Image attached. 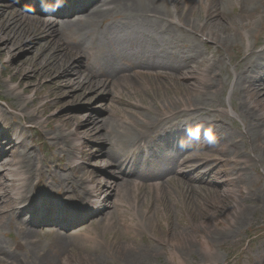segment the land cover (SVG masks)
<instances>
[{
  "label": "rangeland",
  "instance_id": "1",
  "mask_svg": "<svg viewBox=\"0 0 264 264\" xmlns=\"http://www.w3.org/2000/svg\"><path fill=\"white\" fill-rule=\"evenodd\" d=\"M183 5L184 2L182 0L180 7L183 8ZM25 6L23 0H16L15 2L13 0H0V20L6 21L13 19L16 15H24L25 19L40 18L38 17L40 15L25 11ZM224 9L230 15L238 17L237 11L231 5L227 6L226 4ZM142 24L143 26H140L123 10L119 13H112L105 21L99 23L98 28L108 36L109 40L107 39V42L109 44L102 52L98 48L91 52L90 66L97 68L101 65L107 64L108 66L109 64V67L112 68L117 59L123 61V63L135 59L137 61L141 60L142 56L140 52L149 46V39L153 34H157L150 24H146L145 22ZM92 31L90 29L89 32L83 35V38L91 42L90 34ZM223 37L224 39L228 38V42H230L232 39L230 30ZM64 38L66 42V37ZM3 40V37L0 35V69H3V71H0V96L7 100H14L20 104L21 99L17 95L21 93V90L13 91L10 85L15 87V84H19L20 81L27 86L33 82L38 84V86H30V89H27L22 99H27L28 97L38 98L35 107L31 111L37 110L40 112V120L37 121L38 123L30 125L35 127L36 130L33 137L35 141V152L43 168L44 166H50V163L52 164V172L44 175L42 178L48 183L49 188L45 186H42V188L49 189L54 195L62 196V193H55L57 188L55 187L56 180L73 179L80 174H87L85 178L90 180L93 176L100 175L101 191L109 199H103L104 195L100 196L108 206L112 207L108 217L101 219V216H99L101 224H98L96 221L90 229L74 232L75 237L72 238L73 243L71 244L69 242L67 244L70 246L65 249L64 254H60L52 246L54 244L52 242L54 236L47 232H42L39 235L41 246L47 248L50 255L58 260L56 261L57 264H93L90 258L96 251L95 246H100V243L106 248L108 254H111L105 264H127L123 260L121 253L141 247L146 250L155 247L157 250L155 254H152L153 257L148 259L145 264H174L168 261V258H170L168 251L169 249H174L183 253V255H187L181 251L183 244L182 246L178 245L186 237L195 246L193 255H187L189 256L188 260L190 262L204 264L207 261L206 259L212 254L225 256V254L228 255L229 251L236 250L240 252L239 256H236L234 259L232 258L233 260L230 264H264V228L255 229L257 225H264V206L259 205L252 198L249 201L248 195H242V198L235 200L230 195L227 196L219 194L218 192L215 194L209 190L208 185L199 181L193 182L190 180V177L185 179L186 175L184 174L176 175L175 170V174L169 177V180H171L166 181L163 179V184L158 187H141L136 185L134 189L135 186L131 185L126 190H120L121 201H119L116 193L113 192L114 189L109 192L110 186L108 183L111 185L112 181L110 178L108 180L104 176L109 173L111 174V172H116V170L113 169L110 171L109 168H102L105 162L104 155H101V153L107 149V146L96 142L92 138L93 131L91 128L99 124V118H111L112 124L118 128L123 124V117L119 116L123 113L125 114V118H132L134 122H142V119L135 118L133 115L136 112L142 114L149 112L133 106V104L139 103L136 102L137 99H139L141 105L143 103L148 105L147 101H152L155 107L157 101L161 103L166 101L171 107H176L177 97L169 93L172 88L165 89V87L170 86L169 80L161 78L159 75L150 77L134 74L131 77L132 83L120 82L121 84H116L109 89V92H104L101 86H89L90 83L88 85L78 84L75 76L73 79L70 78V74L72 73L66 74L62 70L54 74L53 71L59 67L58 63L54 62L52 58L55 53L54 45L48 46L52 47L53 51H43L44 47L37 49L38 46L36 44L32 45L27 42L18 49V47H13L9 44L6 46ZM68 44L71 46L70 42ZM234 44L237 47L231 48ZM234 44L223 47L220 53L224 58L222 59L223 64L221 65V74L224 83L219 88L220 93L217 95L218 97L215 98L214 102L208 103L207 106V108L212 106L211 109L216 112H209L208 115H217L219 118L224 119L225 124L222 126L219 134L220 136H224L225 142L230 141L233 136L238 138L239 135H242L243 144L240 142L236 145H238L237 149L242 151V155L245 156V159L249 160L251 165L245 172L247 174L250 173L252 176L250 179L252 187L250 189H257L263 195L264 183H262L261 179V166H264V164L259 161V149L255 147L254 142L246 143L244 141L245 123L241 120L238 113V110L242 108L241 103L243 101L250 102V100L249 97L242 95V91L240 93L234 91L236 83V77H234L235 70L234 75H232L236 63L239 64L238 61L246 58L248 53L245 47H242V42L239 40ZM209 49L211 52L215 50L212 48ZM234 49H237L236 53H234ZM5 53L11 58L10 61L13 64L21 63L32 57L31 62L36 61L39 65L37 66V72L26 66L27 71L32 72L28 74L30 78H27L23 74L24 72H20L13 80L15 84L9 83L8 76L4 72L7 64L6 60H4L6 57L4 56ZM227 54H229L228 57ZM51 80V83H55L53 88L48 85ZM43 82L46 84L42 85ZM190 83L200 84L201 82L198 80H190ZM190 83H187L189 88H191ZM202 84L205 85V83ZM32 89H35L37 93L34 94L31 92ZM131 91L135 93L134 97L130 95ZM196 93L189 91L187 96L184 91H181L185 100L187 98H195L199 94L198 92ZM117 97L121 100L117 99ZM228 98L229 101H227ZM143 99L145 100L143 101ZM251 99L254 100L253 98ZM129 102L134 103L129 104ZM5 105L1 104L0 106L6 108ZM230 106L235 111L237 119L241 122V126L237 122V119L231 118L223 112L228 111ZM258 109L260 113L264 112V106L258 107ZM117 111L120 114H116ZM28 112L29 110L26 109V113ZM201 114L203 116L205 115L203 113ZM15 115L20 117L19 113ZM146 118L149 119L148 116ZM88 119L92 120L86 123ZM151 121H155V118ZM76 130H78L76 135L66 140V137ZM97 133H101V130L99 132L97 130ZM55 135L58 139L54 138ZM2 154L3 152L1 151L0 156ZM15 158L7 159L9 165L6 162H2L1 164L6 165L2 167L0 164V205L7 200H12L19 205L20 201L15 199L16 196H14V193L19 187L21 189L27 187L20 185L23 176H20L17 172H9L10 165L13 164ZM74 162H76V165H79L77 168H72ZM200 164V161L197 162V167ZM202 164L200 169L203 170L205 168L212 177L216 175V172H220L219 170H215L218 162L210 163V167H208L205 161ZM186 166L184 170H186ZM220 169L221 171L226 170L224 167ZM187 172L189 173L190 171H186L185 173ZM198 174L200 173L192 171L188 175L195 178ZM222 176L220 175L216 179L221 186L224 183ZM96 185L95 183L92 184L94 188H96ZM36 189L39 191L38 187ZM225 190H228L227 186ZM212 197L216 199H212ZM250 202L254 208L257 207L255 210L250 209L252 210L251 224L242 227L237 231L239 233L236 232L237 234L233 238L224 235L223 233L226 232L223 228L224 225L218 221H224V214L232 205L238 204L240 207L245 208L249 207ZM3 209L5 207H0V211ZM236 212H240L238 207ZM1 216L0 214V231L3 233L0 235V240L4 241L7 249H11L20 237L18 230L22 222L14 216L7 215L3 219ZM29 216L30 214L26 216V219ZM142 217L146 219L149 229L156 234L160 242L156 243L141 238V233L137 228L136 222L137 218ZM21 218L23 219V217ZM100 227L104 230H100ZM4 233L5 236H3ZM73 234L67 237L70 238ZM97 234L102 235L100 241H98ZM84 235L92 236L93 240L84 241ZM202 238L205 239V243ZM219 238L220 242L215 244V240ZM207 242L210 243V248L205 246ZM116 252L120 254L122 261L118 257L113 258V254ZM21 256L23 255L21 254ZM238 260L240 261L238 262ZM26 264H31V260L26 261Z\"/></svg>",
  "mask_w": 264,
  "mask_h": 264
},
{
  "label": "bare ground",
  "instance_id": "2",
  "mask_svg": "<svg viewBox=\"0 0 264 264\" xmlns=\"http://www.w3.org/2000/svg\"><path fill=\"white\" fill-rule=\"evenodd\" d=\"M98 5H96L95 8H90L89 12L81 17L75 16L71 20H54L52 23L51 20H43V19H37L34 20V23L32 24V27L28 30L22 29L19 26V23L16 18L12 20H8L5 23L4 29L2 32H0V35L3 37V41L6 45L8 43L12 46L15 45H22L19 44L22 41L29 40L33 38L34 32L36 30H40L41 28L44 30V33L52 34L56 37V39H60L64 36L65 30L67 27H75L76 31L83 30L87 24H93L98 21L104 20L107 17V14L111 13L116 8L123 10L124 12H127L128 15L136 21L140 26H143V22L146 24H150L154 29H160L161 26L148 19L149 16L155 17L157 19H165L166 20V26L167 29H164V33L167 35L169 34V31H175L180 32L182 34H186V36H182L184 38H191V41L188 43L186 41L180 40L179 37L174 41H170L167 38H164V36L159 35L158 33L149 39V46L145 47L143 51L140 52V55L144 57V59L140 61H130L126 64L123 63V61L117 59L115 64L113 65L114 71L109 73V76L111 78H115V82H118L119 80L124 79V82H131V79L127 77L132 72H134L137 69L140 70H147L150 71L149 73H159L160 70H165L172 78H174L176 85L179 87L181 86L182 90L186 92L184 87L181 85L180 80L182 78H190L193 76V73H190L191 70L194 68L195 65L200 63L199 58H203L206 60V55L200 50V46L202 47V44L198 42V40L194 36L195 33H201V34H208L211 36L212 40L221 45H228V38H222L220 36V32L223 31L226 34V28L223 27L224 24H227L229 22L234 23L236 27L244 32V36L248 37L250 32L254 29V21L252 20L255 17V13H250V11L246 10L245 2L237 0L240 4H242L241 12H240V23L236 24L234 22V18L226 17L225 13L222 11L220 2L221 0H206L207 4H202L201 6H205V9H200L203 15H198L199 9H196L197 4H201L200 0H191L192 6L191 10L185 15V11L183 10H175L173 13H170L166 11L162 6L156 4V0H97ZM256 1V7L263 8L262 6V0H255ZM247 2V1H246ZM249 3V2H248ZM109 7L107 10H103V7ZM188 7V8H189ZM264 9V8H263ZM262 12V17L260 18L262 22L264 23V10ZM216 14V15H215ZM168 18H171L170 20ZM248 23L245 26V23ZM180 27H183L184 29H187V33L179 29ZM47 34H43V36H49ZM53 38V37H52ZM54 40L50 39L49 41ZM95 40L98 44L104 46L106 42V38L103 37V33L95 35ZM248 40V39H247ZM188 46L189 48H186ZM246 48L251 51L248 62H252L254 59L259 58L258 65L262 66L261 68L257 66L256 71H254L257 75L262 74L261 72L264 71V65L262 64L261 60L264 58L260 57L262 51L256 52L254 44L251 45L249 42L246 44ZM77 55L78 57H81L82 63L78 64L74 68V74L81 76L82 75V64H86L88 62L86 53L84 49H79L74 51L73 56ZM134 63V64H133ZM243 63V62H242ZM242 63L239 65V69L242 70ZM124 64V66L132 65L129 68L123 69L120 68ZM211 66H209L210 68ZM79 69V70H78ZM217 69V67L215 68ZM10 70V68H9ZM23 69H19V72H21ZM207 71L210 72V69L207 68ZM216 73V71H215ZM214 74V73H213ZM212 74V75H213ZM120 75L123 77L121 78ZM197 77V76H196ZM200 79H206L208 78V73L206 71H202L200 74ZM198 78V77H197ZM213 79V78H212ZM211 79V80H212ZM210 81V84L208 86V89H213L217 85V81ZM79 83L85 84L88 82L87 78L79 79ZM260 79L257 76L252 77V79L249 78H242V75H240L237 79V87L243 90L252 89V93L255 98H258L262 95L261 92H259L256 89L255 85H259ZM202 84L193 85L192 90L196 92H200ZM21 88V86H17L15 90ZM248 92V91H247ZM187 94V92H186ZM38 99L34 100V104L36 103ZM201 100H209L208 99V92L203 94ZM258 101V100H257ZM258 103H264V97H261L259 99ZM189 104L190 108H196L197 101H194V103H187ZM9 106L11 109L18 110L19 106L17 103H9ZM170 105H167V112L164 115H170L173 112L176 111V109H172L169 107ZM249 106V105H246ZM150 107V106H148ZM164 110L166 108H163ZM3 110H0V124L5 125L8 123V119L3 115ZM137 117H140L142 119V122H134L129 121L123 118L126 123H128L131 128H127L125 126H121L119 130L113 131L112 128L108 125H102L95 128V133L97 130L104 129L108 135L106 136L107 139L110 138H116L119 139V145L127 151V155L125 158V162H128L130 168L132 169L131 172L139 173L144 172L148 176L152 177H159L166 175L167 172H165V168H163V164L161 163V160L154 159L153 163H150V159L143 155V152L140 148L141 143H145L146 147H149V143L147 142V135L148 131L151 129V125L148 124V119L145 116H142L140 114H135ZM243 115L244 119L246 121L247 127H253L254 129L258 130L257 125L253 119V116L251 112L249 111L248 107L243 108ZM38 114L36 112L29 113L28 115L25 114V118L23 121H31V120H37ZM92 119H88L86 123L91 121ZM156 124V123H155ZM202 123H198L196 121L189 122L187 124H175L172 126V129H176L177 131L180 130H186L190 131L189 133L181 132L183 135H186V137H191L194 139V136H197L201 138L202 142L201 144H197L194 148L195 151L199 149H206L208 148L209 144H206L207 140L204 139L202 136V132L204 131L205 127L202 126ZM11 129V126H9ZM78 130L73 131L69 134V136L66 137V140H69L70 137H73L76 135ZM92 134V133H91ZM16 139H18V144L14 145V149L18 150L21 148V146H28L29 143L25 142L26 137L21 131L20 133H17ZM93 138H96L99 142L102 143H110L111 146L109 147V150L105 153L107 159H108V165H120V157L118 153H113L111 149L116 144L112 140H107L105 135L102 133L98 134H92ZM55 139H58V137L55 135ZM60 142V141H59ZM13 149V148H12ZM11 149V150H12ZM19 157L20 161H17V166H19L21 163L26 160L24 166L20 167L23 171H25V177L28 181L22 178L24 180V183L31 184L34 181L35 176L37 175H43L44 174H50V170L43 169L41 171L40 165L37 163V157L34 155L33 152H20L19 151ZM170 161V165L172 164V161ZM51 165V164H50ZM16 172L21 174V171L19 168L16 169ZM151 172L153 174H151ZM133 173V174H134ZM30 181V182H29ZM84 181V179H83ZM134 181V179H133ZM85 182V181H84ZM93 183H96L99 185L100 180L97 177H93L92 179ZM121 185L123 187L129 186L131 183V180H129L127 177H123L120 181ZM78 181L69 182L66 183H60L59 184V190L63 191L65 195H67V201H74V199H81L80 197H85L86 195H92L95 190L88 187V189L85 191L84 189H79ZM30 195V193H28ZM70 195V196H69ZM32 194L30 195L31 198ZM23 200H25L24 197H22ZM89 198V197H87ZM7 203H4V206ZM111 208V207H110ZM17 208H11L7 207V212L9 214H12L13 216H18L19 212L16 210ZM247 220L246 216L241 217L237 223V226H241L245 221ZM236 222V221H235ZM29 227V226H28ZM30 235L32 237H36L37 233H35V229L29 228ZM35 231V232H34ZM87 239L88 236L85 235ZM56 244L55 248L60 252L64 253L65 249L68 247L67 242H69V239L67 242L64 240L65 237H60V234L56 236ZM73 243V242H72ZM40 244L39 241L35 242V245L32 246H22L18 245L17 248L20 249H29L31 250L32 259L31 264H57L56 259H53L48 252L45 251L44 248H41V246H38ZM183 244V250L186 254H192L194 253V246L192 243L188 241V238H186L184 241H182ZM41 248L42 253L39 251ZM95 250V249H94ZM104 250L102 247H97L96 251L91 255L90 261L93 262V264H105L107 257V254H104L101 252ZM157 250L154 248L150 250H146L143 248H135L131 251L123 252L121 253V256L123 257V260L127 264H145V262L148 259H151L153 256L152 254H155ZM13 256H10L12 255ZM179 254L176 253V255ZM115 255L120 259V254L117 252ZM0 260L2 264H26V262H22V258L17 256L14 253H9L6 251L5 243L0 242Z\"/></svg>",
  "mask_w": 264,
  "mask_h": 264
}]
</instances>
